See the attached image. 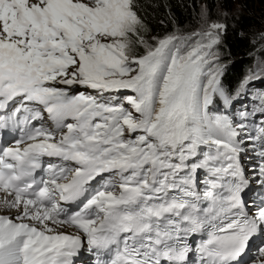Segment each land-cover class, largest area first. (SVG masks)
I'll return each instance as SVG.
<instances>
[{
  "label": "snow or ice",
  "instance_id": "1",
  "mask_svg": "<svg viewBox=\"0 0 264 264\" xmlns=\"http://www.w3.org/2000/svg\"><path fill=\"white\" fill-rule=\"evenodd\" d=\"M226 27L149 43L135 0H0V129L25 126L0 147V207L16 213L0 216V264H70L84 241L61 224L114 248L110 264H264V195L245 203L239 163L253 141L264 186V123L252 136L210 111L232 98ZM45 114L51 127L32 124Z\"/></svg>",
  "mask_w": 264,
  "mask_h": 264
},
{
  "label": "trees",
  "instance_id": "2",
  "mask_svg": "<svg viewBox=\"0 0 264 264\" xmlns=\"http://www.w3.org/2000/svg\"><path fill=\"white\" fill-rule=\"evenodd\" d=\"M135 8L149 43L171 34L188 36L213 22L226 25L216 50L223 67L221 86L231 92L232 101L243 94L242 82L253 73L258 76L248 84L264 81V0H135ZM137 51L142 53L143 48ZM254 94L260 101L264 96L261 90ZM221 103L223 98L216 97L210 111L220 114Z\"/></svg>",
  "mask_w": 264,
  "mask_h": 264
},
{
  "label": "rangeland",
  "instance_id": "3",
  "mask_svg": "<svg viewBox=\"0 0 264 264\" xmlns=\"http://www.w3.org/2000/svg\"><path fill=\"white\" fill-rule=\"evenodd\" d=\"M237 9H238V8H237ZM207 27H208V25H206L205 28L207 29ZM206 29H205V30H206ZM256 53H257V52H256ZM256 53H255V54H256ZM224 60L226 61V59H224ZM222 63H225V62L223 61ZM76 91H77V89L74 87L73 90H72V92H70V94H75ZM78 91H80V92H85V94H87V92L90 91V90H86V89H83V88H79ZM261 118H262V121H263V123H264V115H262ZM252 159H253L254 162H257L255 169H257V172H258V168H259V165H260L261 159H258V158L253 157V156H252ZM256 189H257V190H260L261 194L264 195V186H262L261 184L258 183ZM261 198H262V197H261ZM259 204H260V203H259ZM254 206H258V205H257V204H254Z\"/></svg>",
  "mask_w": 264,
  "mask_h": 264
},
{
  "label": "bare ground",
  "instance_id": "4",
  "mask_svg": "<svg viewBox=\"0 0 264 264\" xmlns=\"http://www.w3.org/2000/svg\"><path fill=\"white\" fill-rule=\"evenodd\" d=\"M238 97L239 98H242V94H238ZM262 115H264V113H262L261 114V116ZM15 119V118H14ZM4 199L5 198H7V197H3ZM2 199V198H1ZM8 199V198H7ZM65 233H68V234H74V231H72V230H66L65 231ZM97 255H98V257L96 258V259H94V264H101V262H102V259L104 258V257H106L107 256V254H103V253H101V252H98L97 253ZM98 258H99V260H98Z\"/></svg>",
  "mask_w": 264,
  "mask_h": 264
}]
</instances>
